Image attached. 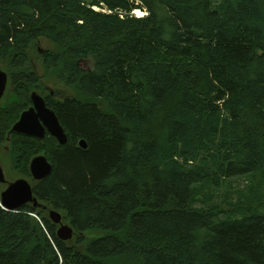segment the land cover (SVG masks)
<instances>
[{
	"label": "trees",
	"instance_id": "trees-1",
	"mask_svg": "<svg viewBox=\"0 0 264 264\" xmlns=\"http://www.w3.org/2000/svg\"><path fill=\"white\" fill-rule=\"evenodd\" d=\"M0 68V151L75 235L105 233L81 250L0 207V264H264V0H0ZM46 78L71 92L45 97L65 145L10 135Z\"/></svg>",
	"mask_w": 264,
	"mask_h": 264
},
{
	"label": "water",
	"instance_id": "water-1",
	"mask_svg": "<svg viewBox=\"0 0 264 264\" xmlns=\"http://www.w3.org/2000/svg\"><path fill=\"white\" fill-rule=\"evenodd\" d=\"M9 86V76L0 68V103L3 101ZM55 96L59 92L51 91ZM32 107L25 111L17 124L10 132L26 137L36 138L43 141L46 134L49 133L59 142L65 145L68 142L67 134L62 127L55 111L51 109L44 97L39 93L33 92L31 95ZM80 146L87 148L86 142L81 141ZM32 178L35 182H41L47 179L53 172V166L46 156L35 157L30 165ZM0 185L5 186L1 194L0 207L8 212H18L25 206L33 205L35 209L46 211L50 221L59 227L57 236L61 241H69L74 238L75 231L71 225L65 224L62 214L41 204L36 196L32 184L27 179H18L9 182L3 167L0 164Z\"/></svg>",
	"mask_w": 264,
	"mask_h": 264
},
{
	"label": "rangeland",
	"instance_id": "rangeland-1",
	"mask_svg": "<svg viewBox=\"0 0 264 264\" xmlns=\"http://www.w3.org/2000/svg\"><path fill=\"white\" fill-rule=\"evenodd\" d=\"M97 11H101V12H104V13H111L110 11H108L107 9H96ZM137 11H140L142 12V14L144 16L147 15L146 12H144L143 10H137ZM136 12V11H135ZM133 13L135 16H136V13ZM137 17V16H136ZM49 48V44L48 43H44L43 44V48ZM43 61L41 60L39 62L40 65H42ZM43 72V71H42ZM44 84L45 86L47 87L48 89V92H44L42 93V96L45 98V97H48L49 94H50V91H54V92H59L60 94H56L54 96V98H56V100H59V99H62L60 97H64L65 95H71V92H69L64 86H62L59 82H53L52 80L50 79H44ZM63 93V94H62ZM0 164L1 166L3 167L4 169V172H5V175H6V179L9 181V182H14L18 179H22L20 176H18V174L14 171L13 167H12V163L10 161V159L7 157V155L5 154L4 151H0ZM45 217L48 218V214L45 213L44 214ZM65 224H68V222H64ZM59 229V227H58ZM58 231V230H57ZM105 233H100V232H89V233H86L85 235L83 236H80V235H75L73 239L69 240V241H66L68 242V245L69 246H78V240L80 237L83 238L84 240V246L81 247V250H84L85 246L90 243L91 241L95 240V239H98V238H102L104 236Z\"/></svg>",
	"mask_w": 264,
	"mask_h": 264
},
{
	"label": "bare ground",
	"instance_id": "bare-ground-1",
	"mask_svg": "<svg viewBox=\"0 0 264 264\" xmlns=\"http://www.w3.org/2000/svg\"><path fill=\"white\" fill-rule=\"evenodd\" d=\"M135 13H136V16H137L138 18H143V17H145V16L142 14V12H140V11H136Z\"/></svg>",
	"mask_w": 264,
	"mask_h": 264
}]
</instances>
